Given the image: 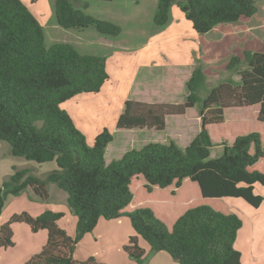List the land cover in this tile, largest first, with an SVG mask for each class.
I'll list each match as a JSON object with an SVG mask.
<instances>
[{
  "label": "trees",
  "instance_id": "trees-1",
  "mask_svg": "<svg viewBox=\"0 0 264 264\" xmlns=\"http://www.w3.org/2000/svg\"><path fill=\"white\" fill-rule=\"evenodd\" d=\"M177 4L199 34L220 23L237 22L258 11L256 0H158L154 23L165 26ZM57 23L66 28L95 27L101 34L117 36L121 25L76 7L72 0H56ZM226 63L239 80L228 79L206 88V74L197 65L187 81L181 103H150L127 99L117 119L120 129L164 130L171 115L186 114L198 106L201 129L181 147L175 140L149 142L128 149L122 157L106 160L114 133L104 127L93 144L63 104L81 93H97L111 78L105 55L84 54L72 43L48 45L45 28L24 0H0V140L11 154L37 163L55 162L44 177L31 168L13 167L0 185V216L9 196L31 188L39 200L49 199V185L68 194V205L77 216L76 235L59 226L64 211L45 209L37 216L14 214L0 225V248L14 246L12 224L23 222L31 230L45 229L42 250L24 264H107L94 256L81 260L75 249L92 232L100 218L122 216L136 231L124 245L125 252L146 264L145 239L152 251H166L175 264H243L235 241L243 225L225 199L240 197L259 207L264 197L255 184H264V132L249 130L236 135L232 144L222 142L224 153L211 157L214 141L209 127L225 123V109L259 105L257 120L264 123V51L244 50ZM246 66V67H244ZM187 180L198 185L201 198L184 197ZM152 195L158 189L183 204L168 222L157 201H137L138 192ZM172 211V210H171ZM169 214V215H168Z\"/></svg>",
  "mask_w": 264,
  "mask_h": 264
},
{
  "label": "rangeland",
  "instance_id": "rangeland-1",
  "mask_svg": "<svg viewBox=\"0 0 264 264\" xmlns=\"http://www.w3.org/2000/svg\"><path fill=\"white\" fill-rule=\"evenodd\" d=\"M24 1L43 24L48 45L69 42L84 54L106 55L109 58L113 74L112 82L108 83L99 94L87 93L75 103L65 104V108L71 110L77 117L90 118L89 121H92L87 129L90 142L94 141L96 132L104 127L113 131L114 141L110 143L106 153L108 163L120 158L128 149L140 148L149 142L167 143L173 139L184 148L201 129L202 121L198 106L188 109L186 114L169 116L164 130L120 129L117 127V119L124 108L125 100L138 98L150 103H181L188 93L186 83L194 68L200 64L206 74V88L200 92L203 96L208 88L222 81L239 80L237 74L226 69V63L231 55L243 56L245 46L251 45L254 41L261 42L258 46L264 49V9H262L264 0H259L261 9H258L257 16L242 18L232 25L217 26L214 33L209 34L211 33L209 32L204 35L193 33L192 23L177 4L172 7L169 23L158 26L153 21L158 0H72L76 7L86 13L121 25L122 32L117 36L103 35L93 26L72 29L60 26L55 15L56 0ZM259 25L261 27L257 28V33H254V29L251 33H247V42L243 43L242 36H246L245 27ZM258 111V105L225 109V123L209 127L214 141L211 157H219L224 153L222 142L225 140L232 144L236 135L251 129L264 132V123L257 120ZM0 154L5 156L3 161H0L1 184L5 180L3 174L7 175L8 170L12 171L15 166L13 164L18 165V168L34 167L31 169L35 174L41 177L46 175L43 173L44 170H40L42 166L23 165L30 162L35 165L41 164L28 161L21 156H13L10 145L3 140H0ZM8 163L11 166L7 169ZM47 163L49 165L52 162ZM53 165L56 163L53 162ZM187 181L183 196L193 197L198 201L201 198L200 194H197L198 185L191 180ZM55 187V190L48 188L49 199L43 202L53 199L57 204L67 205V192L57 185ZM138 191L139 189L136 193ZM25 192L29 197H35L31 188ZM137 195V203L143 200L157 201L156 205L170 214L168 222H171L183 207V204H174L170 200V194L165 190L158 189L150 196L140 190ZM233 200L247 203L240 197H228L226 201L234 205ZM104 252H108L114 264H125L122 256L114 249H107ZM127 257L138 262L129 255ZM148 261L149 258L146 259V264Z\"/></svg>",
  "mask_w": 264,
  "mask_h": 264
},
{
  "label": "crops",
  "instance_id": "crops-1",
  "mask_svg": "<svg viewBox=\"0 0 264 264\" xmlns=\"http://www.w3.org/2000/svg\"><path fill=\"white\" fill-rule=\"evenodd\" d=\"M256 2H257L258 9H261L259 0H256ZM262 9H264V5H262ZM257 14H258V11L255 15L251 17H242V18H252L254 16H257ZM234 23L235 22L220 23L216 25L210 31L211 33L209 32L208 33L209 34L214 33L217 26L232 25ZM246 27H245L246 36L244 37L242 36V42L245 44L248 38L247 33H251L253 29H254V33H257V28L261 27V25L254 26V27L248 26V28ZM193 33L199 34L194 29H193ZM259 43L261 42L254 41V43H252L251 45H248V46L246 45L245 50L250 49L254 51H264V49H260V46H258ZM235 55H238V54H235ZM107 64H108V70L110 72L111 78L102 87L100 92H102L103 89L106 87V85L112 82L113 80V74L110 69L109 58H107ZM100 92H97L94 94H99ZM138 92H141V91L138 90ZM86 95L87 93L86 94L81 93V94L76 95L72 99L65 102L63 104V107L65 108L66 103H73V102L75 103L76 100ZM136 100H139V99L137 98ZM139 101H142V100H139ZM67 110L73 116L78 127H80L83 130V132L86 134L88 143L93 144L94 141L93 142L89 141V134L87 132L89 123L92 124V121H89L90 118L87 119L84 117L82 118L77 117L74 113H72L71 110L69 109ZM101 130L102 129L98 130L95 136ZM95 136L93 140L95 139ZM4 157L5 156H2L0 154V161H3ZM28 161H31V160H28ZM47 164L48 163L46 162V163H42L41 165H35L30 162L26 164L24 163L23 165L42 166V169L40 170H44L43 173H47L48 171H51L57 168V165H53V162L49 165ZM14 165L16 166V164H13V166ZM8 166H11V164L10 163L7 164V169L9 168ZM30 168H34V167H30ZM12 173H13V169L12 171L8 170L7 175L3 174L4 175L3 177H5L4 179H6ZM0 184H1V181H0ZM55 186H56L55 184H50V187L48 188L50 190L51 189L55 190L56 189ZM254 186H255L254 188L255 192L264 197V184L256 183ZM50 196H51V191H50ZM67 199H68V194H67ZM226 200L227 198L225 199V202L227 203ZM233 203L234 205L228 204L229 208L233 212L237 213L243 220V225L238 231V235L235 241L236 248L241 252L242 263L243 264H264V200L259 207H254L248 202L244 203L242 201L233 200ZM233 207H235V209ZM47 208L55 210V211H64L65 216L61 220L58 221V224L59 226L64 228L69 235L71 236L76 235V227H77L78 218L75 215V213L71 210V208L69 207L68 202H67V205L57 204V202L55 203L53 199H51L48 202H43L39 200L38 198L29 197L26 192H23L19 196H9L6 206L2 212V215L0 216V225L7 223L14 214H18L21 212H28L32 216H37ZM12 228H14L13 229L14 231L13 239H14L15 244L14 246H10L7 248H0V264H24L33 254L41 251L43 246L47 242L48 231L45 229L39 230L38 232H34L31 230L28 224L23 223V222L13 223ZM135 234H136V231L134 230L131 220L128 217L122 216V217L114 218V219L100 218L96 228L92 232L87 233L84 236V238L78 243L75 249V257L77 259L84 260L90 256H94L100 262H105L107 264H114L113 262L114 260L112 261L110 260L112 259V257L108 256V252H104L107 249H111V250L114 249L116 252H118L119 255L122 256V259L124 260L125 264H140L138 262H135L134 260L128 259L127 257L128 254L124 250V245L128 242L130 236L135 235ZM139 243L142 247L146 249V257L144 258V262L146 261L147 258H149L148 264H161V262H163L162 264H175L174 258L168 252L163 251V250L156 251V252L152 251L150 244L142 237H139ZM20 246L22 248H20Z\"/></svg>",
  "mask_w": 264,
  "mask_h": 264
}]
</instances>
